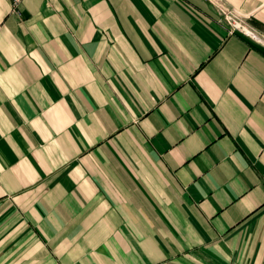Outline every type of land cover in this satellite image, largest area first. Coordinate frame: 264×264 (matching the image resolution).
<instances>
[{"label":"crops","instance_id":"crops-1","mask_svg":"<svg viewBox=\"0 0 264 264\" xmlns=\"http://www.w3.org/2000/svg\"><path fill=\"white\" fill-rule=\"evenodd\" d=\"M0 264H264V0H0Z\"/></svg>","mask_w":264,"mask_h":264},{"label":"built area","instance_id":"built-area-1","mask_svg":"<svg viewBox=\"0 0 264 264\" xmlns=\"http://www.w3.org/2000/svg\"><path fill=\"white\" fill-rule=\"evenodd\" d=\"M13 9L18 10L24 0H10ZM250 17L242 15L235 9L228 10L222 13V22L226 24L229 29V33L233 34L234 32H240L244 36L252 40H261L258 39L260 36L257 34L255 29L249 24Z\"/></svg>","mask_w":264,"mask_h":264},{"label":"bare ground","instance_id":"bare-ground-1","mask_svg":"<svg viewBox=\"0 0 264 264\" xmlns=\"http://www.w3.org/2000/svg\"><path fill=\"white\" fill-rule=\"evenodd\" d=\"M234 33H239V34H241L240 32H234ZM241 35H243V34H241ZM258 39H259V37H258Z\"/></svg>","mask_w":264,"mask_h":264}]
</instances>
